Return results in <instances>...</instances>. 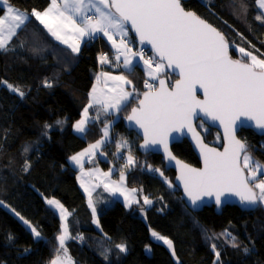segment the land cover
Here are the masks:
<instances>
[{
	"label": "trees",
	"instance_id": "obj_1",
	"mask_svg": "<svg viewBox=\"0 0 264 264\" xmlns=\"http://www.w3.org/2000/svg\"><path fill=\"white\" fill-rule=\"evenodd\" d=\"M11 3L30 13L32 9L44 10L49 0H11ZM243 3L247 6L246 14L240 10L241 0H182L185 9L194 11L225 36L232 56L239 58L235 47H243L264 59V23L255 18L260 10L255 0H243ZM129 35L130 45L138 51L142 44L131 33ZM25 38L28 43L21 48L19 45ZM10 47L12 50L0 52V79L20 86L26 95L21 99L0 86V201L7 205L0 206V264H48L53 259L60 220L45 203V198L50 197L58 198L70 210L71 235L84 237L83 242L79 239L67 241L68 252L75 264H213L215 253L211 243H215L221 252V264H264V207L244 210L236 205H226L217 213L213 206H208L194 211L185 205L181 191L176 186L169 188L159 173L150 172L146 167L131 171L123 169L124 158L131 150L138 163L160 168L173 183L174 172L164 169L162 157L155 153H140L137 148L140 137L124 126L123 119L137 105V100H132L115 115L101 113L99 120L89 123L86 134L73 130V124L88 104L91 86L101 72L128 76L140 94L147 90L144 87L146 79L157 85L156 80L146 77L140 64L131 73L117 64L115 52L102 35L86 39L80 53L71 54V50L51 37L35 18ZM33 47L38 52L33 53ZM102 53L108 55L110 64L99 63L98 57ZM145 58L149 56L145 55ZM160 75L171 80L175 78L166 74V70ZM45 78L53 82V87H43ZM89 115L95 117L96 109H90ZM111 119L109 139L101 146L107 158L96 153L86 164H99L106 169L113 162L117 166L115 176L124 170L125 185L136 187L137 194L143 192L153 204L143 205L139 196V204H133L131 208H126L118 199L99 206L98 229L91 221L85 194L68 157L99 140L104 123ZM57 120L66 122L56 126ZM45 123L53 125L48 136L43 134ZM196 125L205 141L221 144L216 129L200 120ZM237 135L245 141L249 154L264 164V136L251 129H240ZM122 138L128 141V146L117 153L116 144ZM25 146L29 147L27 153L22 152ZM171 148L179 158L199 165L187 140L174 143ZM26 158L31 166L24 172L22 166ZM141 206L146 209L143 216L139 214ZM16 212L41 232V238L33 237ZM150 229L173 241L176 258L164 244L151 237ZM225 229L242 242L240 248L230 247L223 238L211 242L206 239V233H221ZM10 234L12 240L8 239ZM118 243L126 244V253L115 248ZM145 245L150 246V252L145 250ZM245 246L249 248L247 254L243 252ZM105 250L109 257L107 261L101 255Z\"/></svg>",
	"mask_w": 264,
	"mask_h": 264
},
{
	"label": "snow or ice",
	"instance_id": "obj_2",
	"mask_svg": "<svg viewBox=\"0 0 264 264\" xmlns=\"http://www.w3.org/2000/svg\"><path fill=\"white\" fill-rule=\"evenodd\" d=\"M255 3L260 10L255 18L264 23V0H255ZM240 10L246 14L247 6L243 0ZM32 18L56 41L66 45L71 54H79L81 44L86 39L92 40L102 35L114 49L117 64L122 57L123 67L131 73L139 63L135 58L139 57L143 61L146 75L153 81L158 80L157 87L146 79L144 87L147 91L140 94L128 76L101 72L97 81L103 77L105 84L108 81L113 82L112 87L104 93L93 85L88 94V104L83 108L80 119L73 124L76 133L86 134L89 123L99 120L101 113H118L132 100H137L138 106L132 107L126 120L142 130L144 142L140 145L141 148L160 145L165 159L175 160L179 172L177 180L183 186L184 195L193 208L202 204L204 197H214L217 208H220L224 204L222 197L227 196L237 197L239 203L247 209L264 207V164L255 161L249 154L246 143L236 136L237 129L244 126L264 131V59L243 47L238 48L239 58L233 59L225 36L194 11L186 10L182 0H49L43 11L32 9L30 13L17 9L11 0H0V52L12 50L10 46L14 39H18L21 32L27 31ZM130 30L136 34L140 44L151 45L154 57H158V60L154 57L145 58L143 50H133L128 39ZM27 43L25 38L19 46L23 48ZM32 51L36 53L38 49L33 47ZM98 60L101 65L111 63L108 55L103 53ZM165 68L178 72L179 78L171 86L161 78L160 74L165 72ZM42 84L45 88L53 87V82L48 78ZM125 85L132 86V91L125 90ZM0 86L6 87L21 99L26 95L20 86L6 80L0 79ZM198 91H202L203 99L198 98ZM94 107L97 115L91 117L89 111ZM200 116L218 121L223 127V152L208 147L200 139L193 126V121ZM65 122L57 120L55 125L61 126ZM110 123H104L101 129L103 136L99 140L84 151L69 157V161L80 168L82 175H90L84 173V157L91 159L109 138ZM200 126L203 127V124ZM44 128L43 134L48 136V130L53 125L45 123ZM185 130L191 133L196 147L200 150L202 168H194L176 160L169 150L168 143L172 133L183 134ZM127 146L126 139L119 140L116 144L117 153ZM28 151V146L22 149L23 153ZM124 159L123 169L131 171L136 167H146L150 172L159 173L169 188L175 187L160 168L138 163L131 150ZM30 166V160L26 158L22 170L27 172ZM110 175L111 170L102 173L104 178ZM125 180L126 173L122 170L118 182L101 180V183L111 195L123 196L125 207L131 208L133 204H139V200L135 199L138 189H128ZM81 187L89 197L92 223L99 227L97 210L92 201V189L83 182ZM45 203L58 213L60 220L59 232L55 237L58 246L50 264H75L68 253L67 241L79 239L83 242L84 237L70 234L68 217L71 213L59 200L45 198ZM152 204L151 199L143 197V205ZM0 206L7 207L3 201H0ZM145 211L141 206V214ZM15 215L30 229L34 238H41V232L27 219L18 212ZM150 234L156 241L166 245L175 257L171 239L151 229ZM205 235L209 242L223 238L234 249L240 248L242 244L228 229ZM8 239H13L11 234ZM115 248L120 253L128 250L125 243H118ZM211 248L215 253L213 264H221V252L217 250V245L211 243ZM145 250L150 252V246L145 245ZM243 252L247 254L249 248L243 247ZM101 255L105 261L109 259L107 250Z\"/></svg>",
	"mask_w": 264,
	"mask_h": 264
},
{
	"label": "water",
	"instance_id": "obj_3",
	"mask_svg": "<svg viewBox=\"0 0 264 264\" xmlns=\"http://www.w3.org/2000/svg\"><path fill=\"white\" fill-rule=\"evenodd\" d=\"M188 10V9H186ZM189 11H192V10H189ZM206 21V20H205ZM207 22V21H206ZM208 23V22H207ZM210 24V23H209ZM211 26H213L212 24H210ZM127 27L130 29L131 26L130 25H127ZM214 27V26H213ZM216 28V27H215ZM217 29V28H216ZM218 30V29H217ZM219 31V30H218ZM134 37L135 39L138 40V38L136 37V34L134 32H132L131 30L129 31ZM227 40V39H226ZM139 41V40H138ZM148 50L153 54L154 56V53L151 49V45H148V44H144ZM229 52H230V48H229ZM231 55V54H230ZM232 56V55H231ZM157 60L159 59L158 57H155ZM233 59H236V57L232 56ZM166 70V74L168 75H172L174 76L175 78L171 81H169V78L167 76H161V78L165 79L166 83L171 86L175 83V80L179 78L178 76V72H174L172 71L171 69H167L165 68ZM156 86L158 87L159 86V83H158V80H156ZM147 91V90H145ZM140 98H142V95L140 96ZM198 98L199 99H203V93L202 91H198ZM138 106V101H137V105L134 106V107H137ZM132 109V108H131ZM131 113V110L129 111V113L127 115H129ZM202 121L206 126L210 127V128H213V129H216L220 135V138H221V144L220 145H215V144H212V143H209L207 141H205L204 139V136L202 134V132L197 128V121ZM123 123H124V126L128 129V130H132L134 131L139 137H140V141L137 145V148L139 150L140 153L142 154H145V153H155V154H159L162 159H163V165H164V169L166 170H173L174 172V175H173V183L174 185L181 191V195H182V198H183V201L185 203V205L191 209V210H194V211H200L202 208L204 207H208V206H213L214 207V210L217 212V213H220L221 209L226 206V205H236L238 207H240L241 209H244V210H252V209H247L245 206H242L240 203H239V200L237 197L235 196H227V197H222V199L224 200V204L220 207V208H217L216 206V203H215V198L214 197H204L203 200L204 202L202 204H200L197 208H193L190 204V202L188 201V198L184 195V190H183V186L180 184V182L177 180V176L179 175V172H178V169H177V166H176V163H175V160H172V161H168L165 159V156H164V151H163V148L160 146V145H154V146H149L148 148H141L140 145L143 144L144 140H143V133H142V130L138 129L134 123L132 122H129L126 120V117H124L123 119ZM193 126L195 127L196 131L199 133L200 135V139L203 141V143L205 145H207L208 147H211V148H215L217 151H220V152H223L224 150V144H225V141H224V129L223 127L219 124L218 121H212L210 119H207L203 116H200L199 118L195 119L193 121ZM240 129H251L252 131H254L255 133H257L258 135L260 136H264V131L262 130H258L254 127H248V126H244V127H240L237 129L236 131V136L238 139L242 140L238 135L237 133L239 132ZM187 140L189 142V144L191 145V148L192 150L194 151L195 155L197 156L198 158V161H199V165H194V164H191L181 158H179L178 156H176L173 151H172V145L174 143H177V142H181L182 140ZM243 142H245L244 140H242ZM168 147H169V150L170 152L172 153V155L176 158V160H180L181 162L185 163V164H188L189 166L191 167H194V168H202L203 167V161H202V158L200 156V150L196 147V142L192 139V135L191 133L187 132L186 130L184 131L183 134L181 133H172V137L169 139V143H168ZM248 148V146H247Z\"/></svg>",
	"mask_w": 264,
	"mask_h": 264
},
{
	"label": "rangeland",
	"instance_id": "obj_4",
	"mask_svg": "<svg viewBox=\"0 0 264 264\" xmlns=\"http://www.w3.org/2000/svg\"><path fill=\"white\" fill-rule=\"evenodd\" d=\"M129 34H130V32H129ZM128 38L131 40V37H130V35L128 36ZM138 44L136 43V46H137ZM131 46V45H130ZM132 47V46H131ZM133 48V47H132ZM237 50H238V48L237 47H235ZM134 50V49H133ZM135 51V50H134ZM240 55V54H239ZM137 58V57H136ZM135 58V59H136ZM120 64H121V66H123V61H120L119 62ZM140 65L142 66V68L145 70V68H144V65H143V61H142V63H140ZM110 73V72H109ZM111 75H116V74H112V73H110ZM121 75V74H120ZM124 75V74H123ZM146 77L148 78V76L146 75ZM129 79V78H128ZM98 82H94V84L96 85ZM105 83V82H104ZM112 81H108V83L107 84H105V88H103V92L104 93H107L108 92V89L110 88V87H112ZM128 87V85H125V90H131L130 88H127ZM114 114L116 113V112H113ZM106 123V122H105ZM113 124V123H112ZM93 143H95V142H93ZM100 153H103V155H104V157H101V158H104V159H106L107 158V153L106 152H104L103 150H101V148H100ZM100 156V155H99ZM255 161H258V160H256L255 158H253ZM259 162V161H258ZM116 165L113 163V162H110V166L108 167V168H106L104 171L105 172H109L110 170H111V175H110V180H112V181H119L120 180V173H119V176H112L113 175V172L116 170ZM84 173H88V171H85L84 170ZM76 177H77V180H78V182H79V184H80V186H81V183L83 182L84 184H85V186L86 187H89L90 189H92V194H93V192H96V194H95V196L94 197H92V201H93V204H94V206H95V208H96V210H97V213H98V209H97V206L95 205V200H102V202H104L103 201V198H104V194L106 193V191H105V189H104V187L102 186L103 184L101 183V181L100 182H98V181H96L94 178H93V176H91V175H82V173H81V171L79 170L77 173H76ZM78 177H79V179H78ZM95 178L96 179H98V175H95ZM98 185V186H97ZM126 186V185H125ZM128 189H132V188H136V187H128V186H126ZM83 190H84V188H82ZM85 192V191H84ZM138 192V191H137ZM137 192L135 193V199H137V198H139V196H141V198H142V200H143V197L145 196L144 195V193L143 192H141L140 191V195L139 194H137ZM114 197L115 198H117V197H119V198H123V196H120L119 194H116V195H114ZM50 198H55V197H50ZM55 199H57V200H59L58 198H55ZM124 199V198H123ZM60 201V200H59ZM61 202V201H60ZM87 202V201H86ZM62 203V202H61ZM63 204V203H62ZM64 205V204H63ZM88 206V205H87ZM147 206H149V205H147ZM64 207L70 212V210L64 205ZM88 208L90 209V215H91V221H92V209L88 206ZM71 213V212H70ZM58 214V213H57ZM58 217H59V215H58ZM97 219H98V215H97ZM70 220H72V214L68 217V225H69V222H70ZM94 226L96 227V228H98L99 229V227H97V225H95L94 224ZM59 232V231H58ZM69 232H70V228H69ZM58 234V233H57ZM71 234V233H70ZM151 235V234H150ZM152 237V236H151ZM153 238V237H152ZM154 239V238H153ZM155 240V239H154ZM156 241V240H155ZM157 242H160V243H162L161 241H157ZM163 244V243H162ZM166 246V245H165ZM167 247V246H166ZM69 253V252H68ZM70 255V254H69ZM71 256V255H70ZM72 257V256H71ZM73 258V257H72ZM174 258H176V256L174 257ZM177 260V259H176ZM73 261H74V259H73ZM179 261L177 260V263H178ZM48 264H50V262H48Z\"/></svg>",
	"mask_w": 264,
	"mask_h": 264
},
{
	"label": "crops",
	"instance_id": "obj_5",
	"mask_svg": "<svg viewBox=\"0 0 264 264\" xmlns=\"http://www.w3.org/2000/svg\"><path fill=\"white\" fill-rule=\"evenodd\" d=\"M43 11V10H42ZM117 39H119L118 37H117ZM129 39V38H128ZM129 41H130V43H131V40L129 39ZM109 43V42H108ZM109 45L111 46V44L109 43ZM111 48H112V46H111ZM112 50L114 51V49L112 48ZM115 52V51H114ZM115 57V56H114ZM136 60L137 61H139V63L138 64H140V63H142V61H140L139 60V57H137L136 58ZM121 61H123V58L121 57ZM123 67V66H122ZM124 68V67H123ZM145 71V70H144ZM109 73V72H108ZM112 74H116V75H120L121 73H112ZM145 75H146V72H145ZM98 83L96 84V87L98 88V90H103V88H105V83H104V78L103 77H101L100 78V80L99 81H97ZM92 87L93 86H91V90H92ZM127 88H130L131 90H128V91H132V86H129L128 85V87ZM90 90V91H91ZM95 108V107H94ZM96 109V108H95ZM109 113H111V114H113V115H115L113 112H109ZM108 113V114H109ZM89 114H90V111H89ZM104 114V113H103ZM108 114H105V116L106 115H108ZM112 121H113V119H111L110 120V125H109V127H111V125H112ZM109 122V121H108ZM107 123V122H106ZM104 127V126H103ZM110 133V132H109ZM102 134H103V132H102ZM103 136V135H102ZM109 136H110V134H109ZM109 139V138H108ZM107 139V140H108ZM106 140V141H107ZM91 144H93V143H91ZM90 145V144H89ZM88 145V146H89ZM88 146H86V147H84L83 149H81V150H79V151H77V152H75V153H73L72 155H75V154H77V153H80V152H82V151H84L86 148H88ZM96 153H99L100 155H101V153H100V149L99 150H97V152ZM72 155H70V156H72ZM69 156V157H70ZM102 157H104V155H101ZM69 157H68V162H69V164L71 165V167L72 168H74V169H76V173L80 170V168L79 167H77L76 165H74L73 163H71L70 161H69ZM94 157V156H93ZM92 157V158H93ZM91 158V159H92ZM91 159H89L87 156H85L84 157V160H83V169L85 170V171H88V173H90V175L91 176H93V178L96 180V181H98V182H100L101 180H105V181H107V180H110V178L111 177H108V178H104L103 176H102V173H104L105 171V169L102 167V166H100L99 164L98 165H90V166H88L86 163H88V160L90 161ZM99 170V172H96V170ZM95 175H98V179H96L95 178ZM112 176H115V171L113 172V175ZM116 176H119V174L118 175H116ZM120 178V177H119ZM76 179H77V177H76ZM77 182H78V180H77ZM78 185L80 186V184H79V182H78ZM103 186V185H102ZM80 188L82 189V187L80 186ZM82 191L84 192V190L82 189ZM84 194H85V197H86V204L88 205V200H89V197H88V195H87V193L86 192H84ZM95 194H96V192H93V194H92V197H94L95 196ZM124 198V197H123ZM123 198H119V197H117V198H115L114 197V195H111L109 192H107L106 191V193L104 194V198H103V201L104 202H102V200H95V205L97 206V209H98V207L99 206H103V205H108V204H111L112 203V201L113 200H115V199H118V200H120L123 204H124V199ZM137 200H138V198H137ZM140 215H144V213L143 214H141V212L139 213ZM171 252V251H170Z\"/></svg>",
	"mask_w": 264,
	"mask_h": 264
},
{
	"label": "built area",
	"instance_id": "obj_6",
	"mask_svg": "<svg viewBox=\"0 0 264 264\" xmlns=\"http://www.w3.org/2000/svg\"><path fill=\"white\" fill-rule=\"evenodd\" d=\"M141 50H143V52H144V55H147V56H149L150 57V51L148 50V48L145 46V45H141V47H138V51H141ZM150 83H152L153 84V82H150Z\"/></svg>",
	"mask_w": 264,
	"mask_h": 264
},
{
	"label": "flooded vegetation",
	"instance_id": "obj_7",
	"mask_svg": "<svg viewBox=\"0 0 264 264\" xmlns=\"http://www.w3.org/2000/svg\"><path fill=\"white\" fill-rule=\"evenodd\" d=\"M169 81H171V78H169Z\"/></svg>",
	"mask_w": 264,
	"mask_h": 264
}]
</instances>
